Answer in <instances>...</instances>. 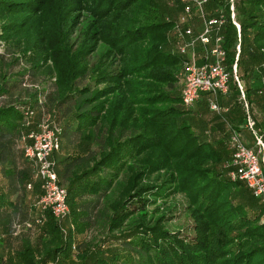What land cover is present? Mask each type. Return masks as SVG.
Here are the masks:
<instances>
[{
	"label": "trees",
	"instance_id": "obj_1",
	"mask_svg": "<svg viewBox=\"0 0 264 264\" xmlns=\"http://www.w3.org/2000/svg\"><path fill=\"white\" fill-rule=\"evenodd\" d=\"M79 1L0 0V37L15 54L13 61L25 65L16 75L48 72L44 68L50 59L57 66L59 85L50 96L65 105L60 136L67 143L95 145L59 161L60 175L68 183L67 203L71 213L82 218L79 232L99 220L103 227L119 231L114 236L119 244L92 249L90 239L76 245L73 233L63 238L57 220L45 211L40 250L24 239L15 256H0V264H46L55 258L61 264H264V202L244 181L231 179L227 140L204 139L193 128L197 116L188 113L201 110L193 107L200 100L210 109L209 94L201 93L189 106L182 101L186 57L176 51L173 19L182 4L175 1L171 9L164 0H87L91 22L85 33L78 31L81 41L73 46L68 40V46L56 45L49 54L48 12L57 20L58 31H72L79 23ZM47 3L55 12L46 10ZM204 11L225 16L221 47L230 78L226 93H217L220 110L210 109L222 129L241 107L233 63L243 100L251 104L264 96V0H240L235 19L239 42L229 0H207ZM196 50L202 52L200 44ZM93 56L98 61H91ZM86 76L93 87L81 84ZM1 80L0 96L11 94L23 81L4 75ZM32 104L0 107V169L16 172L21 182L30 176V166L16 167L14 141L21 138ZM261 116L258 126L264 132V109ZM175 194L186 199L185 210L193 221L190 238L165 225L166 200ZM85 196L93 198L82 199ZM2 204L0 199V246H7L5 231L12 221ZM16 207L12 203L13 213Z\"/></svg>",
	"mask_w": 264,
	"mask_h": 264
},
{
	"label": "rangeland",
	"instance_id": "obj_2",
	"mask_svg": "<svg viewBox=\"0 0 264 264\" xmlns=\"http://www.w3.org/2000/svg\"><path fill=\"white\" fill-rule=\"evenodd\" d=\"M166 5L168 7H176L177 4L175 2H170L164 0ZM78 2V1H74ZM234 3V13H235V19H238V8L240 4V0H233ZM79 7L76 10V13H78L79 16V23L78 25L71 31L63 32V30H59V24L56 19H53V17L50 15V12L47 14V39L46 44L49 54H54V48L56 45L61 46H68V40H71L73 43V46L78 44V42L81 41L80 38H78V31L81 29V34L84 32L86 28L90 24V20L88 17H91V14L88 11V2L87 0H80L79 1ZM56 8H54L53 4L46 5V10L55 12ZM181 15V12L178 11L177 15L173 18L176 22L177 17ZM239 31L237 30V42L241 40V37L239 36ZM81 36V35H79ZM70 42V41H69ZM15 57V54L12 52L11 49H9L4 41L0 37V83L2 82V76L8 78H17L22 79V84L19 86V88L13 90L11 94H4L0 96V107L6 106L9 104H19L23 101H32V112L29 115H26L24 117L23 122V129L21 133V138L15 139V151L17 152V157L19 158V163L16 166L17 168L21 166H25L26 164H29L30 166V176L25 178L22 182L19 181L16 172L10 174H6V172L2 171L0 169V199L2 200L3 204L6 209L7 213L10 214V220L12 221V224L6 229L5 235L9 244L7 246H0V256H2L4 259L8 257L15 256V252L17 249L21 247L22 241L24 239H28L31 243V245L37 249L40 250V239L42 236H44V223H45V211L42 210L40 199L42 196L41 192V180L36 176L35 171L32 170L31 162L26 156L24 155V148L27 146L32 145L34 141V137H30V135H38L42 132L44 127H48L59 136L60 141V147L55 153L51 155V161L54 162V169L56 171L58 181L62 183V186H64L66 189L68 187V183H66L63 178L61 177V171H62V165L59 162L64 157H67L69 155H82L88 151V149L94 148V144L85 143V142H78V143H67L65 140L62 139L60 136V130L61 127L66 120V116H64V108L65 105H59L57 104L56 100H52L51 98V92L53 89H57L58 87V69L57 66L53 63V61L50 59L48 61V66H46L44 69H48V72H45V70H41V73L37 76H19L16 75L17 72L22 70V68L25 65L19 64L17 65L13 58ZM91 61H98L97 56L90 57ZM264 66V63H262V67ZM264 68V67H263ZM99 68H95V71ZM95 73V72H93ZM97 73V72H96ZM239 80V79H238ZM240 82V80H239ZM241 83V82H240ZM81 84H89L90 87H93V81L89 76H86L85 79L81 81ZM102 86V85H99ZM258 86H261L262 83H259ZM264 91V89H263ZM35 94V97H32L31 95ZM241 98V97H240ZM36 99V102H35ZM242 100V101H241ZM239 100L240 112L244 118L246 116L245 111L248 110L253 117L251 113V107L254 111L255 117H253V120L255 121L256 128L260 131V126H258V123L261 121V114L264 109V96L259 97L256 100L254 99L251 103L252 106L247 101H244L242 98ZM195 108V107H194ZM200 111L197 114H193V111L190 109L191 112L188 113V116H197V120L195 122H191L193 125V128L195 131H197L200 136L204 139H210V140H221L226 138V134L223 131L218 130L221 129V125L219 126L218 118L216 117V114L214 111H211L208 108V105H206L205 102H202L200 105ZM214 112V113H213ZM25 114V113H24ZM25 116V115H24ZM187 118V116H186ZM190 118V117H189ZM222 123L226 125V119L221 116ZM227 129V126H225ZM216 128V129H215ZM216 135H218V138H216ZM215 138V139H214ZM227 144V142H226ZM1 166V165H0ZM7 168V167H6ZM34 171V172H33ZM23 183L25 184V187L23 186ZM30 184V188H27V185ZM93 197L85 196L82 199H91ZM17 204V209L12 212V203ZM101 204L99 205V207ZM186 207V199L182 194H175L171 197H169L166 200V208H169L167 211V218L165 225L166 227L171 231H179L181 235L185 236L186 238H190L193 236V221L189 214L185 210ZM132 208V207H131ZM165 208V209H166ZM99 209V208H98ZM93 210L92 215L95 218V220L98 218L97 211ZM82 219V218H81ZM80 217L74 216L70 213L68 216H65L61 218L60 220H57V224L59 226V229L61 230L63 238L66 237V234L68 232L73 233L75 244L77 245L79 241H91V248L92 249H106L110 248L116 244H119V240H117V236L119 235V231L110 230L107 225L106 227H103L101 221L93 222L89 227L83 229L81 232H79L81 229H78L81 226L82 220ZM104 219V217H102ZM262 222H264V217L261 219ZM27 224H30L28 226ZM73 251V254H72ZM70 250L71 252V258L72 260H75L74 252L76 249ZM76 253V252H75ZM9 259V258H8ZM63 261H60V259L55 258V260H50L46 264H61ZM67 261H65L66 263ZM9 264V263H7ZM15 264H24L23 262H17Z\"/></svg>",
	"mask_w": 264,
	"mask_h": 264
},
{
	"label": "built area",
	"instance_id": "obj_3",
	"mask_svg": "<svg viewBox=\"0 0 264 264\" xmlns=\"http://www.w3.org/2000/svg\"><path fill=\"white\" fill-rule=\"evenodd\" d=\"M166 1H178L182 4V13L174 25L176 51L186 57L182 73V101L189 106L200 97L201 93L206 92L210 96L208 98L210 109L219 111L217 93H226L230 78L225 66V51L221 47L224 13L216 11L218 13L216 16H207L204 11L207 0ZM229 10L231 21L239 30V24L235 20L233 0H229ZM194 17L200 21L202 27L198 33L194 32L191 25ZM198 44L202 48L200 53L196 50ZM236 49L239 50V45ZM232 72L241 92V98L244 99L242 85L236 75V63L232 65ZM31 112L32 110L26 115ZM245 113L244 128L252 135L253 145L248 146L243 141L241 133L236 128L230 127L227 145L231 155L226 165L231 167L229 171L231 179L244 181L252 194L264 202V132L258 131L250 112L246 110ZM30 137H34L35 142L24 148V155L30 160L32 170L41 180V208L49 211L56 220H60L69 215L70 207L67 203L66 188L59 183L54 162L50 160L51 155L60 147L59 136L48 126L44 127L40 134ZM30 187L28 184L27 188Z\"/></svg>",
	"mask_w": 264,
	"mask_h": 264
},
{
	"label": "crops",
	"instance_id": "obj_4",
	"mask_svg": "<svg viewBox=\"0 0 264 264\" xmlns=\"http://www.w3.org/2000/svg\"><path fill=\"white\" fill-rule=\"evenodd\" d=\"M180 12L182 13V9H180ZM180 16V15H179ZM178 18V17H177ZM191 25H192V28H193V30L196 32V33H198V32H200L201 31V23H200V21L197 19V18H195L192 22H191ZM241 84V83H240ZM237 85V84H236ZM239 89V88H238ZM238 101L239 100H241V98L240 97H238V99H237ZM242 101V100H241ZM203 101H198L197 103H195L194 105H193V107H196L197 106V108L199 107L200 108V105H201V103H202ZM251 105V104H250ZM252 106V105H251ZM198 108V109H199ZM237 112V111H236ZM251 113H252V115H253V117H254V111L252 110V107H251ZM232 118H233V120L232 121H230L229 123H227V127H228V129H226V127L225 128H222V129H220V130H218V132L219 131H223L224 130V132H226V140H227V138H228V131H229V128L230 127H232V125L235 127V128H238L237 130L241 133V135H242V139H243V141L248 145V146H251V145H253L252 143H253V138H252V135L250 134V132L246 129V128H244V121H245V116H244V118H243V116H242V114H241V112L240 111H238V113H233L232 114ZM255 119V118H254ZM234 127H232V128H234ZM216 129V128H215ZM228 130V131H227ZM217 132V133H218ZM216 138H218V135H216Z\"/></svg>",
	"mask_w": 264,
	"mask_h": 264
}]
</instances>
